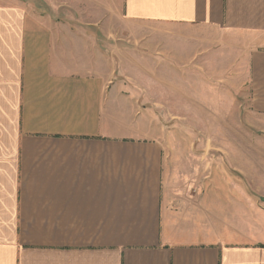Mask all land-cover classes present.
Returning <instances> with one entry per match:
<instances>
[{
  "label": "crops",
  "instance_id": "1",
  "mask_svg": "<svg viewBox=\"0 0 264 264\" xmlns=\"http://www.w3.org/2000/svg\"><path fill=\"white\" fill-rule=\"evenodd\" d=\"M46 3L59 14L0 0V90L6 80L16 89L7 155L0 143V264H264V229L225 219L243 185L178 187L164 124L114 57L147 46L133 23L160 22L157 82L178 81L182 67L211 68L213 35L221 50L234 42L264 121V0ZM194 35L203 47L190 46Z\"/></svg>",
  "mask_w": 264,
  "mask_h": 264
},
{
  "label": "rangeland",
  "instance_id": "2",
  "mask_svg": "<svg viewBox=\"0 0 264 264\" xmlns=\"http://www.w3.org/2000/svg\"><path fill=\"white\" fill-rule=\"evenodd\" d=\"M46 2L56 4L57 0H20L21 6L36 14L58 15L59 10L52 13ZM110 11L107 6H101L99 14ZM119 16V10L109 15L117 20ZM163 27L160 22L133 23L132 34L148 37L147 46L139 47L138 41H132L131 52L125 53L117 47L114 55L104 47V53L114 55L118 62L125 57L129 62L124 69L126 83L146 97L147 107L162 120L168 134L166 140L172 147L171 160L177 169L175 184L186 191L191 184L198 193L204 189L206 193L217 192L216 189L225 192V187L231 186L230 179H237L243 185L245 197L239 202L237 213L225 219L235 221L244 231L256 228L257 224L264 229V221L260 220L264 209V121L250 108L248 74L238 57L239 47L230 42L221 50L224 42L215 40L213 35L210 41L206 40L207 46L211 43L213 54L211 68L182 67L178 81L157 82L155 62L163 53L158 52L156 44L166 43V37L161 38ZM122 31L116 28V32ZM194 37L190 46L203 47V39ZM164 75L171 74L164 72ZM13 85L11 80H6L0 93V143L5 155L14 143L11 103L16 89ZM232 206L233 202L224 201V210H232Z\"/></svg>",
  "mask_w": 264,
  "mask_h": 264
}]
</instances>
